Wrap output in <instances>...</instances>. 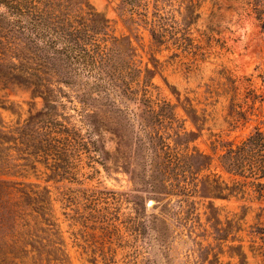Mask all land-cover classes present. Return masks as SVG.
Wrapping results in <instances>:
<instances>
[{"label": "rangeland", "instance_id": "rangeland-1", "mask_svg": "<svg viewBox=\"0 0 264 264\" xmlns=\"http://www.w3.org/2000/svg\"><path fill=\"white\" fill-rule=\"evenodd\" d=\"M88 1L109 19L113 34L129 36L141 63L150 54L157 58L150 97L173 104V129L181 124L197 132L188 148L194 145L211 154L210 143L216 145L197 177L208 173L228 184L240 180L222 167L218 154L226 140L235 144L254 127L264 129V27L237 0H198L197 15L187 25L182 19L185 0H146L148 9L156 5L167 30L156 46L141 22L123 21L117 13L119 0ZM147 64L151 66L149 60ZM0 96L13 101L17 110L0 108L6 122L23 118L29 106H40L39 97L31 98L19 86L0 90ZM185 107L195 110L196 124ZM64 110L81 132L89 129L72 109ZM133 111L145 115L139 108ZM116 115L126 135L117 140L104 132L98 140L91 132L98 145L90 150L94 156L82 151L78 159L67 158V178L56 181L42 178L40 163L19 176L20 160L7 158V144L0 143V173H15L0 177L18 187L19 181L45 185L51 219L43 231L20 210L17 217L0 220V264H264V178L255 179L261 187L250 183L242 194L202 197L196 192L191 203L178 194L157 193L141 156L146 151L138 152L130 132L136 125L127 126L130 116L123 115L124 124L122 115ZM160 129L164 135L171 132L169 126ZM201 161L195 156L186 162L193 170Z\"/></svg>", "mask_w": 264, "mask_h": 264}, {"label": "trees", "instance_id": "trees-1", "mask_svg": "<svg viewBox=\"0 0 264 264\" xmlns=\"http://www.w3.org/2000/svg\"><path fill=\"white\" fill-rule=\"evenodd\" d=\"M237 1L245 14L264 27V0ZM198 2L185 0L183 25L194 20ZM147 6L146 0H119L116 5L123 21L141 22L157 46L167 30L156 5L151 9ZM157 64L152 54L141 63L129 36L113 34L109 19L88 0H0V90L19 86L31 98H40V106H29L23 118L17 116L6 122L0 115V143L7 144V158L20 160L18 175L36 170L40 163L44 180L67 178V158L78 159L82 151L88 157L94 156L90 150H96L98 145L91 132L98 140L104 132L117 140L126 135L128 130H122L125 125L118 115L114 118L120 113L121 120L123 115L131 118L128 124L126 118L122 120L124 124L136 125L130 132L138 152L146 151L141 156L155 182L153 191L178 194L181 201L191 203L190 196L196 192L202 197H225L246 193L250 183L261 187L263 183L255 179L264 178V129L258 127L238 143L226 140L221 144L218 156L222 167L240 176V180L228 184L217 177L209 178L208 173L197 177L200 169L208 167L216 145L210 143L211 154L194 145L188 148V141L197 132L181 124L176 129L171 127L177 120L173 104L165 99L156 103L150 97V78ZM67 107L88 130L81 132L64 110ZM0 108L17 113L13 101L1 96ZM135 108L145 115L136 114ZM184 110L196 124L195 110ZM167 125L171 132L164 135L160 128ZM195 156L202 161L191 170L186 161ZM103 167L107 170L109 166L103 163ZM0 174L15 175L8 170ZM19 182L20 187L14 180L0 177V220L13 219L21 211L23 218L29 217L38 230L48 229L51 219L47 187Z\"/></svg>", "mask_w": 264, "mask_h": 264}]
</instances>
